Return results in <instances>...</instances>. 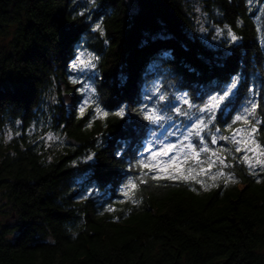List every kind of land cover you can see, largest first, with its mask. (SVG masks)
<instances>
[{
    "label": "trees",
    "instance_id": "1",
    "mask_svg": "<svg viewBox=\"0 0 264 264\" xmlns=\"http://www.w3.org/2000/svg\"><path fill=\"white\" fill-rule=\"evenodd\" d=\"M199 2L0 0V264H264V0ZM173 92L222 104L211 164L151 153Z\"/></svg>",
    "mask_w": 264,
    "mask_h": 264
},
{
    "label": "rangeland",
    "instance_id": "2",
    "mask_svg": "<svg viewBox=\"0 0 264 264\" xmlns=\"http://www.w3.org/2000/svg\"><path fill=\"white\" fill-rule=\"evenodd\" d=\"M192 5L196 13L200 11L201 5L199 0H191V7ZM80 61H84V63H80ZM96 65L97 64L92 58H82L79 60L76 68L81 69L84 73H89L96 68ZM95 74V72L92 73L91 77H94ZM86 82L87 81H84L83 84ZM86 86L88 85H84V87ZM81 91H83L82 86L66 91L64 101L69 111H78L83 107L78 96L79 93H82ZM87 94L89 96V93ZM86 98L87 95L85 94L83 101H85ZM157 98V103L161 105V109L159 105H155L154 103L148 107V112L152 113L154 123L158 125L166 121L169 110L171 109L170 102H177L178 105L173 108L172 104V110L175 111L173 114H176V118L173 119L171 125L165 129V133H157V137H159L157 139L158 142L152 145L151 153H155L161 158L164 167H169L172 163L177 166L180 165L181 167V163L186 161H192L196 165L200 164L201 160L206 157V161L208 159L211 164L210 147L218 145L219 141L217 136H210L208 129L221 109L222 104H219V99H217L218 106H213V110L209 112L206 109L210 105H216L217 103L213 102L212 98H210L206 104L200 105L199 107H195L185 95L179 92H173L170 95H163V93H160ZM169 99H171V101ZM253 110L256 111V107H253ZM234 138L240 139L245 145H248V142H250L248 136L247 138L239 136ZM236 145H238V142H236ZM162 152L163 156L161 157L159 154ZM6 222L9 223V219Z\"/></svg>",
    "mask_w": 264,
    "mask_h": 264
},
{
    "label": "snow or ice",
    "instance_id": "3",
    "mask_svg": "<svg viewBox=\"0 0 264 264\" xmlns=\"http://www.w3.org/2000/svg\"><path fill=\"white\" fill-rule=\"evenodd\" d=\"M96 29H97V30L100 29V25H99V24L96 25ZM229 35L231 36V39H232L233 41L237 40V36H236L234 33H231V31H229ZM80 63H84V61H80ZM236 87H237V84H236V81H235V79H234L233 82H232V84H231V88H232V89H235ZM227 92H228V90L226 89V90H225V94H222L221 97H220L219 99H221V100L224 99V95H226ZM212 101H213V102H217V103H216V105H210V106L206 109V110L209 111V112H211V111L213 110V106H218L217 97L213 96V97H212ZM84 111H85L84 108L81 107V109H80L81 115L84 114ZM95 114H96L97 116H101V115H102V116H104V117H107V116L109 115V113H108L107 111H103L102 109L99 108V106L96 107V109H95ZM250 114H251V115H255L254 110H253V112H251ZM115 115H117V116H121V117H122V116L124 115V111H123V109H121L120 111H117V112L115 113ZM240 119H241L240 116H237V117H236V120H240ZM89 127H91V124H89ZM48 139H53V137L49 136ZM117 155H120V153L118 152ZM91 158H92V157L90 156L89 159H91ZM245 160H247V157H245ZM251 166H252V165H250V167H251ZM127 187H132V188H134V187H135V184H134L131 180H129L128 185L126 186V188H127ZM124 195H128V191H127V190L124 192Z\"/></svg>",
    "mask_w": 264,
    "mask_h": 264
},
{
    "label": "water",
    "instance_id": "4",
    "mask_svg": "<svg viewBox=\"0 0 264 264\" xmlns=\"http://www.w3.org/2000/svg\"><path fill=\"white\" fill-rule=\"evenodd\" d=\"M255 117H258V109L255 111Z\"/></svg>",
    "mask_w": 264,
    "mask_h": 264
}]
</instances>
